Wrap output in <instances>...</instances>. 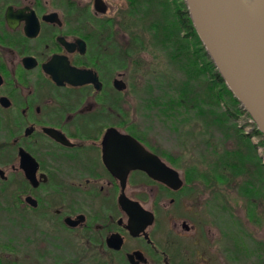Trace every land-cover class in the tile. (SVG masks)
<instances>
[{
    "label": "flooded vegetation",
    "instance_id": "af4514ba",
    "mask_svg": "<svg viewBox=\"0 0 264 264\" xmlns=\"http://www.w3.org/2000/svg\"><path fill=\"white\" fill-rule=\"evenodd\" d=\"M99 14L94 0H0V264H211L178 211L192 184L122 112L123 52ZM123 135L181 184L124 174ZM122 195L141 207L132 222Z\"/></svg>",
    "mask_w": 264,
    "mask_h": 264
},
{
    "label": "rangeland",
    "instance_id": "374dc122",
    "mask_svg": "<svg viewBox=\"0 0 264 264\" xmlns=\"http://www.w3.org/2000/svg\"><path fill=\"white\" fill-rule=\"evenodd\" d=\"M105 2L107 10L97 21L105 24L103 32L114 35V42L117 35L123 52L119 71L127 88L122 112L192 184V195L180 202L178 211L199 224L204 255L211 264H264V173L256 164L243 170L237 158L228 156L248 152L263 170L264 163L251 140L240 139L239 108L206 71L207 65L206 72L197 68L207 61L201 45L191 36L166 42L165 32L151 27L150 17H131L127 0ZM167 2L172 13L181 1ZM178 42L183 48L188 44L193 60L189 67L196 74L189 95L181 89L186 68L178 64L179 55H170ZM250 186L254 190L248 192ZM248 194H253L251 200Z\"/></svg>",
    "mask_w": 264,
    "mask_h": 264
},
{
    "label": "water",
    "instance_id": "95a60500",
    "mask_svg": "<svg viewBox=\"0 0 264 264\" xmlns=\"http://www.w3.org/2000/svg\"><path fill=\"white\" fill-rule=\"evenodd\" d=\"M195 31L224 83L251 115L264 135V21L245 0H184ZM94 8L106 12L104 0H94ZM80 71L72 73L75 81ZM117 80V79H116ZM123 135L122 150L132 154L127 159L124 174L129 168H141L148 175L174 188L181 184L178 172L163 164L156 155L147 152L131 138ZM113 169V168H112ZM119 201L135 219L141 207L136 201L120 196ZM149 214V215H148ZM142 225L151 223L153 215L147 213Z\"/></svg>",
    "mask_w": 264,
    "mask_h": 264
},
{
    "label": "trees",
    "instance_id": "16d2710c",
    "mask_svg": "<svg viewBox=\"0 0 264 264\" xmlns=\"http://www.w3.org/2000/svg\"><path fill=\"white\" fill-rule=\"evenodd\" d=\"M180 4L179 7L175 10H172L171 13V9H168V2L167 0H127L128 4H129V8H130V15L131 17H136V16H143L145 18L150 17V25H152L151 27L156 28V29H160L165 32V41L167 42V40H171V42H175L177 41L176 39L179 38H185V37H193L196 40V43L201 45L200 48H198L201 51V57H205L207 58V61L204 62V64L201 62V66H197L198 65V61H197V68L200 71H206L211 73V76L215 79V81L223 87L224 91L226 92V94L229 96L230 100L234 103V105H236L238 108L240 106L239 101L237 100V98L232 94V92L229 90V88L226 86V84L224 83L221 75L219 74V72L217 71L215 65L213 64L212 60L207 56L206 52H205V48L203 47L196 31L195 28L192 24L191 18L188 14L187 11V7L186 4L184 2V0H180ZM168 12V13H167ZM170 16L172 19V22L168 19V17L166 18V16ZM174 20V21H173ZM152 22V23H151ZM181 34V36H180ZM184 40V39H183ZM179 43V42H178ZM188 44H186L185 48H183L182 46H176L175 44L172 46V50H171V56L172 58L176 57L177 55H179V60H178V64H180V66H183L186 68L185 73H186V78H185V83L184 86L181 88L185 94L189 95L191 93V87L193 85V79L195 78V73L193 72L192 68L189 67L192 59L190 52H188ZM195 62V61H194ZM207 65L206 69H203V67ZM205 71V72H206ZM195 74V75H194ZM200 113V112H198ZM227 113V112H226ZM228 113L231 115L232 111H228ZM238 133V132H237ZM240 134V139L242 140V142H244V138H246L247 136L244 135L243 133L239 132ZM238 136V135H237ZM244 137V138H242ZM240 142V141H239ZM245 143V142H244ZM229 158H237V163L240 165V168H242L244 170V168L247 165L250 164H256V168L259 165L261 167V170L258 169V171L260 173H264L263 171V166L262 164L256 161V159L254 160L253 156L250 155V153H246V154H241V152H231L229 153ZM227 158V159H229ZM246 189V188H245ZM248 192L249 191H253L254 188L251 189V186L249 188H247ZM249 197H247V200H251L252 199V195L248 194Z\"/></svg>",
    "mask_w": 264,
    "mask_h": 264
},
{
    "label": "built area",
    "instance_id": "2783aa9c",
    "mask_svg": "<svg viewBox=\"0 0 264 264\" xmlns=\"http://www.w3.org/2000/svg\"><path fill=\"white\" fill-rule=\"evenodd\" d=\"M237 125L241 129V132L246 135L253 143L257 150L262 163H264V141L262 136L258 133L256 124L252 117L244 110L240 111L236 118Z\"/></svg>",
    "mask_w": 264,
    "mask_h": 264
},
{
    "label": "bare ground",
    "instance_id": "6f19581e",
    "mask_svg": "<svg viewBox=\"0 0 264 264\" xmlns=\"http://www.w3.org/2000/svg\"><path fill=\"white\" fill-rule=\"evenodd\" d=\"M248 6L264 21V1L260 0H245Z\"/></svg>",
    "mask_w": 264,
    "mask_h": 264
}]
</instances>
